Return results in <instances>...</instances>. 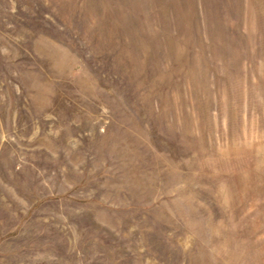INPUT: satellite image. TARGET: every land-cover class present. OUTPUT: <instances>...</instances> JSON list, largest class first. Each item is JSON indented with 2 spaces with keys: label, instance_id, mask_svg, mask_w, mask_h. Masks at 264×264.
<instances>
[{
  "label": "rangeland",
  "instance_id": "374dc122",
  "mask_svg": "<svg viewBox=\"0 0 264 264\" xmlns=\"http://www.w3.org/2000/svg\"><path fill=\"white\" fill-rule=\"evenodd\" d=\"M0 264H264V0H0Z\"/></svg>",
  "mask_w": 264,
  "mask_h": 264
}]
</instances>
